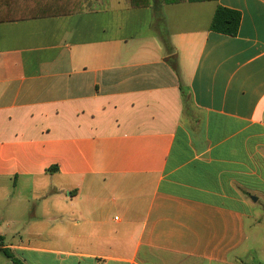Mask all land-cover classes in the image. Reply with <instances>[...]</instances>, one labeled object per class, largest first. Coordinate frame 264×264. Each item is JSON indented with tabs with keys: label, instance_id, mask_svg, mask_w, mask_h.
<instances>
[{
	"label": "crops",
	"instance_id": "1",
	"mask_svg": "<svg viewBox=\"0 0 264 264\" xmlns=\"http://www.w3.org/2000/svg\"><path fill=\"white\" fill-rule=\"evenodd\" d=\"M58 1L82 11L0 23L5 247L25 264H264V0L164 4L161 22ZM219 7L238 36L210 29Z\"/></svg>",
	"mask_w": 264,
	"mask_h": 264
},
{
	"label": "trees",
	"instance_id": "2",
	"mask_svg": "<svg viewBox=\"0 0 264 264\" xmlns=\"http://www.w3.org/2000/svg\"><path fill=\"white\" fill-rule=\"evenodd\" d=\"M33 2L37 3L41 0H0V23L3 22H12L16 20H25L32 18H48L54 16H66L78 13L82 11V9H76L74 7H67L66 3L58 1L57 3L52 4V0L48 5V7H43L40 5L34 4V6H27L26 8L29 12H25L22 10L16 9V4L19 2ZM218 0H131V5L133 7H149L154 6L156 18L160 22L163 21V17L161 15V7L164 4H179V3H200V2H211ZM31 5V4H30ZM242 22V16L239 12L233 11L231 9H227L224 7H219L214 15L212 24L210 29L214 32L224 34L231 37H236L239 34L240 27ZM164 46L166 47L167 54L169 56V61L174 63L176 67L178 60L177 55H173L174 48L171 46L170 41L164 39ZM182 96L184 101H189V92L182 87ZM57 168L50 169V172L56 171ZM0 252L3 253L9 260L13 262V264H25L20 259L16 258L12 252L5 247L4 238L0 235Z\"/></svg>",
	"mask_w": 264,
	"mask_h": 264
},
{
	"label": "rangeland",
	"instance_id": "3",
	"mask_svg": "<svg viewBox=\"0 0 264 264\" xmlns=\"http://www.w3.org/2000/svg\"><path fill=\"white\" fill-rule=\"evenodd\" d=\"M257 209L259 210H263L264 209V200H261L258 205H257ZM263 228V226H261ZM18 228V226L14 225V223L12 221H9L8 218H6L5 220L3 218H0V234H5L6 237V243H11V237L13 234H15L16 229ZM260 229V228H259ZM261 231H263V229H260ZM259 246H263L261 244H258ZM16 255L21 258L24 257L26 259L29 260V262L31 263H43V264H48V263H56V257H50L48 258V256H42L41 254H34V253H24L22 254L21 252H17ZM260 257V256H259ZM62 258H65L64 256H62ZM260 258H264V255L261 256ZM259 260V259H258ZM11 260H9L3 253L0 252V264H9Z\"/></svg>",
	"mask_w": 264,
	"mask_h": 264
}]
</instances>
